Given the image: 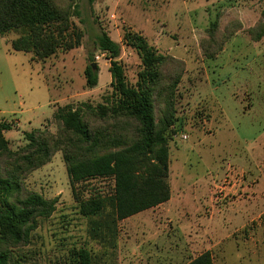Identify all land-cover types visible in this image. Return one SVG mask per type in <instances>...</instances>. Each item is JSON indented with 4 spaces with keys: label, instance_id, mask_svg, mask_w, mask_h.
I'll return each instance as SVG.
<instances>
[{
    "label": "rangeland",
    "instance_id": "rangeland-1",
    "mask_svg": "<svg viewBox=\"0 0 264 264\" xmlns=\"http://www.w3.org/2000/svg\"><path fill=\"white\" fill-rule=\"evenodd\" d=\"M77 1L81 14L72 20L84 30L78 47L32 60L30 52L12 48L16 32L0 36V118L14 122L4 135L17 149L27 142L25 131H56L53 113L60 106L112 100L111 60L98 46L102 30L121 44L118 61L135 85L143 63L124 34L138 32L160 53L184 61L174 98L176 130L169 140L172 200L120 220L116 246L103 243L90 234L91 219L80 212V201L110 196L114 179L71 184L59 150L24 181L55 199L56 209L39 218L14 255L22 264H71L73 253L84 247L91 264H184L209 249L214 264H264V35L255 38L264 24V0ZM215 20L216 39H228L209 58L202 47L211 40L208 28ZM93 63L98 83L90 87L85 70ZM164 105H157L159 118ZM138 228L164 229L181 244L169 243L159 255L151 244L149 261L143 256L137 262L128 240ZM177 249L181 254L169 260Z\"/></svg>",
    "mask_w": 264,
    "mask_h": 264
},
{
    "label": "trees",
    "instance_id": "trees-1",
    "mask_svg": "<svg viewBox=\"0 0 264 264\" xmlns=\"http://www.w3.org/2000/svg\"><path fill=\"white\" fill-rule=\"evenodd\" d=\"M80 14L77 0H0V36L16 32L12 48L30 52L32 60H44L58 50L82 44L84 30L72 20ZM218 23H211V40L202 47L209 58L217 56L228 39H216ZM262 26L257 39L264 35ZM97 38L99 48L111 60L112 100L60 106L53 113L59 123L57 130L34 127L25 131L27 142L17 149L4 135L14 122L0 118V264H22L14 247L28 242L39 218L49 217L56 209L55 199L28 189L24 181L59 150L71 184L97 177L114 179L110 196L80 201V212L91 219L90 234L103 243L116 246L120 220L171 196L169 140L176 130L174 98L184 61L160 53L142 34L126 30L125 42L138 50L143 63L138 81L132 85L118 61L121 44L105 30ZM97 69L93 64L86 67L90 87L98 83ZM162 101L165 107L159 118L157 105ZM73 255L71 264H91L87 248ZM186 264H213L212 252L204 251Z\"/></svg>",
    "mask_w": 264,
    "mask_h": 264
},
{
    "label": "crops",
    "instance_id": "crops-1",
    "mask_svg": "<svg viewBox=\"0 0 264 264\" xmlns=\"http://www.w3.org/2000/svg\"><path fill=\"white\" fill-rule=\"evenodd\" d=\"M172 200V197L170 196V198L163 202L160 203L154 207H151V209L157 208L159 206H165L166 203L170 202ZM149 209V208H148ZM144 211V210H143ZM143 211H140L136 214H133L131 216H135L138 215L140 213H142ZM130 217V216H129ZM128 218V217H127ZM126 219V218H124ZM166 234V235H165ZM132 237L136 236V238H131L128 240V247L131 250L132 256L135 258V260L138 262L141 260V258L143 256H146L145 259L143 258V260L145 261H149L148 258L151 255L150 252L151 250H148V246L155 245V247L158 249L156 252V254H162V248H166L170 243V245H172L173 243H175L176 247H178L181 244V239L176 237L177 234H170L169 232L165 231L164 229H147V228H138L136 229V231L134 233L131 234ZM174 235V237L172 238L171 236ZM164 236V237H163ZM165 236L167 238H165ZM142 247H144L145 250L142 249ZM170 247V246H168ZM161 248V251H160ZM209 249L206 250H201L199 253H195V255H193L186 263L190 262L191 260H193L194 258H196L197 256H199L201 253H203L204 251H207ZM211 251V250H210ZM181 254V252L177 249L175 251H173V253L171 255H169V260H176V258L178 257V255ZM213 255V253H212ZM167 258V257H165ZM168 259V258H167ZM184 263V264H186ZM213 264H214V255H213Z\"/></svg>",
    "mask_w": 264,
    "mask_h": 264
},
{
    "label": "water",
    "instance_id": "water-1",
    "mask_svg": "<svg viewBox=\"0 0 264 264\" xmlns=\"http://www.w3.org/2000/svg\"><path fill=\"white\" fill-rule=\"evenodd\" d=\"M93 66H94V67L96 66L95 63H93Z\"/></svg>",
    "mask_w": 264,
    "mask_h": 264
}]
</instances>
